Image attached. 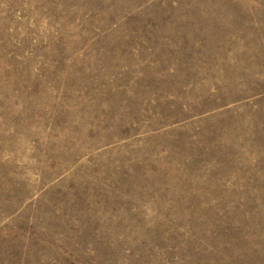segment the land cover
Masks as SVG:
<instances>
[{
	"label": "rangeland",
	"instance_id": "obj_1",
	"mask_svg": "<svg viewBox=\"0 0 264 264\" xmlns=\"http://www.w3.org/2000/svg\"><path fill=\"white\" fill-rule=\"evenodd\" d=\"M0 264H264V0H0Z\"/></svg>",
	"mask_w": 264,
	"mask_h": 264
}]
</instances>
